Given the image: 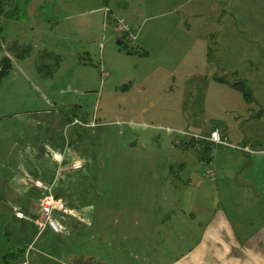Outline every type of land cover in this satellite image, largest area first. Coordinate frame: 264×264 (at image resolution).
I'll use <instances>...</instances> for the list:
<instances>
[{
    "label": "rangeland",
    "instance_id": "rangeland-1",
    "mask_svg": "<svg viewBox=\"0 0 264 264\" xmlns=\"http://www.w3.org/2000/svg\"><path fill=\"white\" fill-rule=\"evenodd\" d=\"M77 1L64 6V0H47L37 10V0H30L18 21L0 16V61L7 56L12 64L11 72L0 79V163L13 145L28 162L13 169L0 167V264L15 243L13 234L4 236L11 203L1 198L3 185L25 171L40 174L52 168L57 188L55 174L69 172L73 177L80 171L74 177L82 179L80 188L87 197L77 206L90 207L91 232L98 236L88 246L94 253L100 244L98 260L103 264H186V255L174 258L192 240V233L184 239L187 234L177 232L196 224L188 215L191 206H207L206 196L245 191L232 183L249 158L241 151H248L243 143L264 147V0H194L181 11L146 19L141 35L148 30L161 41L166 26L171 31L170 21L182 12L193 9L198 14L191 34L174 35L176 52H156L159 45L144 55L133 49L136 42L129 47L111 32L113 22L92 11L94 1ZM237 1L244 4L240 16L261 22L253 36L244 33L236 12H227ZM25 47L28 55L12 56ZM37 62L40 72L34 70ZM214 78L244 82L252 101L227 104V87L213 83ZM66 117L99 123L82 133V141L73 140V147L83 152L86 172L75 164L55 166L40 145L48 121ZM31 119L43 124L38 134L24 139L37 131ZM202 122L225 131L228 145L211 144L209 151L204 144L190 145V135L199 131L196 123ZM49 128L51 136L58 135ZM60 135L68 142L67 134ZM208 169L214 174L210 180L205 177ZM165 198L174 203L168 209ZM62 202L54 204L56 211L71 206L63 196ZM215 203L219 205L212 202V207L222 210L220 202ZM172 209L185 225L175 230L176 242L170 246L158 242L166 237L157 228ZM92 252L83 258L93 257Z\"/></svg>",
    "mask_w": 264,
    "mask_h": 264
},
{
    "label": "crops",
    "instance_id": "crops-1",
    "mask_svg": "<svg viewBox=\"0 0 264 264\" xmlns=\"http://www.w3.org/2000/svg\"><path fill=\"white\" fill-rule=\"evenodd\" d=\"M46 1L37 0V10L40 7V3L42 4ZM80 1L82 3H92L94 1L96 8L92 11L102 12L103 19L112 21L114 18H122L128 22L137 31V40L133 49L142 55L146 54L145 52L154 51V48L159 45V49H156V52H176V45H173L175 42L174 35L177 33L185 36L191 34V30H193L195 25V17L198 16L193 9L182 12L177 18L170 21L169 24L173 25L171 31L170 26H166L167 29L160 36L162 37L160 41L157 35L149 34L148 30L147 33L144 31V35H141L143 21L152 17L161 18L168 16L178 12V10L181 11L193 3L194 0H136V3H133L132 0ZM208 1L220 4V0ZM73 2L78 3L77 0H64L63 5L70 6ZM99 3H101L100 6ZM231 4L228 5L229 9L227 8L229 15L236 12L235 16L242 30H245L244 33L253 36L258 30L257 25L261 22L259 23L257 18L251 20L240 16L244 5L243 2L237 1L238 5L234 4L233 7H230ZM207 5L209 4L207 3ZM105 9H108L107 14L105 13ZM213 20L216 23L214 17ZM248 21L249 23H246ZM110 24L109 28H111ZM110 30L111 32H115L114 28ZM104 32L106 33L107 31ZM11 54L13 57H19L21 52L15 51L11 52ZM35 69L37 70L36 63ZM219 79L214 78L213 83L227 87L223 90L227 104L231 105L232 102L238 101L249 104L231 86V83L224 82V80L220 81ZM72 120L73 118L67 117L58 123L54 120H49L48 126H45L44 138L40 140V145L45 147L55 166L61 163L69 166L75 164L78 165L77 167L85 169L86 172L88 165L84 159L83 152L73 147V140L82 141V133L97 128L99 123L86 117L85 121H82V124L74 125L71 123ZM30 122H32V128H36L37 131H31L24 139L38 134L37 127H41L43 124L39 119H31ZM196 124L199 127V131L192 132V134L207 136L212 129L218 128L221 138L227 137L225 131L221 130L217 125H209L205 122ZM50 126L55 128L58 135L51 136L52 134L49 131ZM60 134H67L68 142H64ZM45 137L48 141H51L53 148L50 147L48 141L44 140L46 139ZM243 144L248 151L244 149L241 151L249 158L248 160L246 158V161L244 160L242 165L243 170L240 172V175L238 174L235 179H232V183L238 189L244 188L245 191L225 192L215 199L211 196H206L203 200H205V205L206 201H208L207 206L193 204L191 212L188 214L196 222L193 228L184 227V229L179 230L178 228L181 227V223L182 225L184 223L179 220L178 216H175L173 209L170 212H165L161 220H158L160 215L157 214L159 223L157 232L159 233L162 230L166 237L164 240L160 238L158 242L162 243L165 241L166 244L169 243L171 246L174 240L176 242V229H178V233L187 234L184 236V239L188 238V235L192 233V240L188 239L189 244L187 242L183 247V250H185L174 259L186 255L188 259L186 264H264V147L254 149L247 143ZM191 145H194L193 141H191ZM1 159V168L6 166L13 169L18 165L22 166L28 163L22 151L16 145H13L6 151ZM74 172H76L74 176H77L76 174L80 175V171ZM53 173V168L51 172L42 171L40 174H37V171L32 173L25 171L22 177H12L3 185L2 192L4 195L1 198L3 201L11 203V220L5 225L4 234L6 232L10 236L11 234L14 236L15 243L10 248H25L23 253L21 252L20 256L15 260L3 257L10 251L9 248L2 255L3 264H103V259L102 261L98 260L99 257L102 258L98 252L100 244L94 248V253L92 252L93 249H91L92 245L88 246V243L96 241V237L98 236L97 231L91 232L93 226L90 219L93 217V214H88L90 207L89 205L77 206L80 201L84 202L87 197L84 196L80 188L82 179L72 177L73 174H69V172H67L69 174L67 176L66 172L62 175L56 174L58 175L56 184L59 186L57 188L53 186L54 183L52 185L51 176H54ZM81 175L84 176L85 174ZM66 178H70V180ZM41 182L44 184L42 187L40 186ZM46 186H53L54 194L61 202L63 196L64 199H69L71 203V206H68L69 208L64 206L62 209H59L60 211L54 210V218L58 222H62L63 227H65L66 233L64 234L53 233L44 223V218L40 217V212L37 213L36 211L39 208L38 202L42 195V188L44 190ZM56 189H60L61 193H57ZM64 192L66 193L64 194ZM34 200H38V202L36 201L37 204L33 207L32 202ZM172 201L170 198H165L166 208L174 204L170 203ZM215 201L220 202L222 210H216L215 207H212V202L213 206L217 207L219 205ZM140 210L138 209L137 211L140 212ZM86 252H92L94 256L89 255L87 258H83V254ZM25 258L27 261H25ZM145 262L148 264V261Z\"/></svg>",
    "mask_w": 264,
    "mask_h": 264
},
{
    "label": "built area",
    "instance_id": "built-area-1",
    "mask_svg": "<svg viewBox=\"0 0 264 264\" xmlns=\"http://www.w3.org/2000/svg\"><path fill=\"white\" fill-rule=\"evenodd\" d=\"M105 13L106 14L108 13L107 9H105ZM112 22H113V26H114L113 28L115 32H117L121 36V38L124 39L127 45L131 47L132 44L135 43L137 40V31L133 29V27L122 18H114ZM103 75H106V73ZM71 123L74 125L82 124V122L78 119L72 120ZM190 137H191L190 139L194 142L193 147H196V148L202 143H210L213 145H228L226 141L223 140V138H221L218 128L212 129L207 136L191 134ZM235 148L239 149L238 147H235ZM56 176L57 175L55 174V179H56ZM205 177L208 179H212L214 178V174L212 173L211 170L208 169L206 170ZM58 201L59 199L54 194L53 186H48V187L46 186L44 187V190L42 188V195L38 202L39 212L40 214L45 212L44 223L49 227V229L53 233L64 234L66 233L64 227L61 224H59L55 220V218H53L52 216L55 210L54 204ZM25 261H27L26 258H25Z\"/></svg>",
    "mask_w": 264,
    "mask_h": 264
},
{
    "label": "trees",
    "instance_id": "trees-1",
    "mask_svg": "<svg viewBox=\"0 0 264 264\" xmlns=\"http://www.w3.org/2000/svg\"><path fill=\"white\" fill-rule=\"evenodd\" d=\"M29 2L30 0H0V15L2 17L4 16L5 18H9V19L11 18L15 21H18L19 16L21 15L19 13H22L23 15L26 14V8ZM42 4H44V2ZM5 8L10 11L6 12ZM121 42L122 40H119V44H121ZM27 51H28L27 48H24L23 50H21V54L19 57L23 56L24 54L27 55L28 53ZM36 66H37V70L40 72L41 71L40 63L37 62ZM11 70H12L11 59L8 58L7 56H3L0 61V79L6 76L7 74H9ZM219 80L223 81L222 79H219ZM231 86L234 87L241 94L242 98L246 102L249 103L250 101H252L251 94L247 90L244 82L240 80L234 81L231 83ZM189 144L191 145V143ZM202 144L206 145L207 151L210 150V145H211L210 143H202ZM4 236L7 238L10 235L5 232ZM24 249H25L24 247L22 248L11 247L9 249L10 251L7 252L3 257L12 258L13 260H15L17 257L20 256L21 252L23 253Z\"/></svg>",
    "mask_w": 264,
    "mask_h": 264
}]
</instances>
